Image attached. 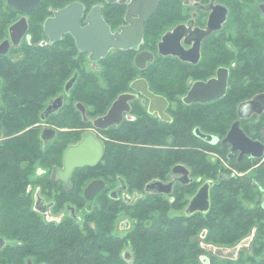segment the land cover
<instances>
[{"label":"trees","instance_id":"obj_1","mask_svg":"<svg viewBox=\"0 0 264 264\" xmlns=\"http://www.w3.org/2000/svg\"><path fill=\"white\" fill-rule=\"evenodd\" d=\"M232 27L241 58L230 76L229 91L219 101L209 105L183 103L181 99L189 88L192 69L181 67L171 58L152 67L154 86L168 98L178 100L181 113L167 122V136L152 126L142 130L125 127L121 131L124 136L108 148V162L116 165L117 172L123 173L131 184L167 173L177 161L189 165L196 174L205 171L207 175L218 176L225 170L222 164H215L207 157L210 144L194 130L198 125L203 131H212L211 123L225 128L233 119L239 101L264 90V87L257 90L264 86V54L259 40L264 33V20L260 18V9L256 6L246 11L240 9L233 16ZM38 50L29 52L16 63L8 59L2 72L1 101L14 106L6 120L8 133L34 122L46 99L57 90L50 85L63 83L72 74V58L62 54L63 51L48 46H40ZM216 53V56L224 55V49L218 45ZM103 62L107 67V90L99 86L93 73L81 71L76 81L81 95L103 99L121 85L131 71L126 56H109ZM160 67H164L161 73ZM130 78L124 82L127 84ZM2 103L0 108L4 109ZM259 118L264 125V111ZM145 136L151 138H142ZM72 139L57 138L43 146L37 134L23 131L18 137L0 142V220L7 222V229L14 232L10 233V238L24 241L16 249L21 254L18 258L30 255L37 264L42 261L47 264H264V258L257 260L254 255L248 261L241 256L220 258L217 255L203 261L201 255L206 249L196 239L206 230V242L232 246L255 225L252 244L264 239L261 238L264 203L260 201L264 192V159L251 176L218 178L211 187L210 208L206 212L196 211L190 215L184 211L170 212V209L186 206L194 185L177 187L174 198L159 195L137 198L124 206L127 211L133 209L135 220L126 234H119L113 227L119 211L124 208H119L113 198L94 202L91 209L84 210L81 222L68 214L61 222L49 223L35 215L27 198L20 197L31 169L28 165L60 162L64 147ZM139 141L154 145H130ZM188 190L190 193L186 196ZM66 202L77 209L82 206L78 198H56L57 205ZM125 247H129L130 258L124 253ZM10 256L11 252H7L0 264H8Z\"/></svg>","mask_w":264,"mask_h":264},{"label":"flooded vegetation","instance_id":"obj_2","mask_svg":"<svg viewBox=\"0 0 264 264\" xmlns=\"http://www.w3.org/2000/svg\"><path fill=\"white\" fill-rule=\"evenodd\" d=\"M241 1L244 4L247 3V0ZM153 2L154 0H0L1 90L4 86L2 72L5 70L7 60L9 59L11 62L16 63L21 59H25L29 52L39 51L40 46H48L63 51L61 53L72 58L71 63L76 65L72 69V74L65 82L50 85L51 88L57 89L56 92L46 99L45 105L38 111V118L27 126L21 127L22 129L19 131H13V133L6 131V120L11 112L14 111V106L11 107L6 101L4 103L1 101V107L4 109L0 108V113H2V120H0L2 123L0 127V132L2 133L0 142L6 141L11 137H18L23 131L37 134L43 146L57 138H73L64 147L60 162H36L28 165L31 169L27 173L25 190L22 191L20 197L27 198L35 215L43 218L45 222H61L68 214H71L78 222H81L84 218V210L91 209L93 203L97 200L99 202L101 198L115 199L118 207L132 204L137 198H150L151 195L174 198L177 187L194 185L199 188L207 180H212L214 185L218 181V178L226 177L231 179V177L243 176L248 174L249 170L254 171L260 160L264 159V155L257 156L252 152H242V149L234 148L233 141L225 143L222 140L230 131L233 122L239 120L240 127L252 140L264 143L262 122H260L259 118V115L264 110L260 113L254 111L248 116H240L238 111L239 104L243 100L250 99L259 93L257 92L253 96L247 97L237 103L236 109L234 108V114H232L233 119L230 120L225 128L211 123L212 131H203L198 125L194 130L199 137L210 144L206 152L211 155L207 157L213 163L224 166L225 170L219 172L218 176L207 175L205 171L202 174H196L186 163L189 168L187 175L183 171L174 172L173 167L175 164L184 163L177 161L170 166V170L167 173L150 176L137 183L134 181L131 184L123 173L117 172L118 167L116 165L108 162L106 152L112 144L119 142V137L124 136L121 131L125 127L131 130H142L152 126L156 130L161 129L163 134L167 136V122L172 121L174 116L181 113L179 101L168 98L158 87L154 86L152 82L154 75L152 67L164 62L165 58H171L172 60H176L181 67L191 68L192 76L188 79L189 88L196 81H207L210 78L218 77V70L226 68L228 71L226 95L230 89L229 79L233 68L241 58V51L232 35L234 9L230 5V0H156L153 8L150 10ZM72 5L74 12L77 13L78 8L82 12L78 19L80 31H84L85 28L92 24L90 18L94 17L97 12L99 18L108 27L109 33L115 40H122L126 28H130L134 39L140 36L139 45L129 48L112 46L106 55L93 60L91 58L93 52L79 47L78 38L71 30L61 31L58 35L54 30L50 32L46 29V22L49 18L56 17L57 11ZM262 5H264V1L261 0L256 4V7L260 9V16H264V7ZM71 17V15H68L58 24L61 26L72 24ZM162 41H177L188 55L195 53L194 50L190 49L199 42L198 59L193 61L191 59H184L180 55L173 53L164 54L160 51V42ZM218 45L224 49V55L216 56ZM143 50L152 52L153 59L147 60L144 66H140L136 62V56ZM261 53L264 54V52ZM109 56L128 57L131 71L127 78L132 74L134 76L129 79L127 84L125 83L127 80L125 77V82L123 81L112 92L105 94L103 99L91 98L88 94L81 95L77 90L79 84L76 82L80 72L85 70L88 72L100 70L102 68V60ZM163 68H158L160 73L164 71ZM104 71L105 68L103 67L101 71L102 75L105 74ZM75 72H77L75 81L69 89H66L67 80ZM100 76L98 75L97 77L99 78ZM138 78L146 79L151 91L166 97L167 104L163 109L161 101L153 102L155 103V107H151V97L132 85V82ZM98 84L106 90L109 85L107 81L101 82L100 80H98ZM125 92L134 94V97L127 101L129 109H123L120 122L108 126H105L103 123L101 126L96 125L94 119L107 114L117 97ZM61 94L63 96L58 108L46 117H42V112L50 104L51 100ZM77 95L84 99L78 98ZM225 95L207 102L193 101L191 103L185 102L182 96L181 101L186 104L209 105L219 101ZM20 104L17 103V105ZM92 112L96 114L93 115ZM89 131L94 132L96 137L101 139L105 144L104 154L96 164L76 167L71 174L70 186H68L59 174V170L64 168V151L69 144L77 143ZM201 133L213 135L214 138L208 140ZM42 136L51 138L44 142ZM142 138L147 139L151 137L145 136ZM130 145L150 146L154 144L139 141L130 142ZM155 145L159 147L164 146L161 144ZM247 164H250V166L246 167ZM37 169H42V171L37 174ZM93 180H101L103 185L92 194V197H88L86 188ZM153 182H156L155 187H148V184ZM192 195L188 196V198H191ZM56 198H78L82 206H80L79 210L77 206L66 202L64 209L57 210L60 205H57ZM88 198L93 199L89 200ZM261 198H264V192ZM69 205L74 207V213L71 207H68ZM6 223L3 219L2 221L0 220V237L3 239L0 245V259L5 258L7 252H11L8 264H37L30 255H25V258H18L21 254L16 249L24 241L18 238H10V233L13 234L14 232L7 229ZM131 224V220L127 217L120 220L119 227L129 229ZM256 229L257 226L255 225L251 232L244 236L240 242L251 240L250 245H252ZM203 231L205 235L200 238ZM205 236L206 230H202L196 237L206 249V252L201 255L203 261H207L214 254L208 249L213 244L209 246L205 241ZM223 252L234 255L236 248L230 247L223 250ZM239 253L240 251L238 255L236 253V257L239 256ZM125 254L128 258L131 257L128 252ZM40 264L47 263L42 261Z\"/></svg>","mask_w":264,"mask_h":264},{"label":"water","instance_id":"obj_3","mask_svg":"<svg viewBox=\"0 0 264 264\" xmlns=\"http://www.w3.org/2000/svg\"><path fill=\"white\" fill-rule=\"evenodd\" d=\"M150 6V10L153 8L154 3ZM264 7V5H262ZM81 10L78 8L77 13L74 12L73 5L63 8L60 11L56 12V17L49 18L46 22V29L50 32L54 30L56 34L59 35L61 31L71 30L78 38V45L83 50L92 51L93 54L91 58L94 60L99 59L102 55H106L108 50L112 46L116 47H137L139 45L140 36H137L136 39L133 38V32L130 31V28H126L124 32V37L122 40H115L113 36L109 33V29L99 18L98 13H95V16L91 17L90 20L92 24L84 29V31H80L78 25V19L81 16ZM68 15H71V23L65 24L64 26L59 25L58 23L65 19ZM177 30V29H176ZM49 32V33H50ZM176 33V32H175ZM51 34V33H50ZM177 34V33H176ZM55 37V36H54ZM53 39V38H52ZM200 45L197 42L190 50H194L195 53L188 55L181 48L179 43L162 41L160 42V51L164 54L173 53L180 55L184 59H191L196 61L198 59V46ZM195 48V49H193ZM153 59V53L147 50L140 51L136 56V62L140 66H144L147 60ZM77 76V72H75L66 83V89L72 85ZM227 78L228 71L226 68H220L218 70V77L210 78L207 81H196L193 85L188 89L185 95H183V100L187 103L201 101L207 102L213 99H217L225 95L227 89ZM132 85L137 89H141L144 93L152 99L151 107H155V103L153 102H162V109L167 104V99L165 96L158 95L151 91L148 87V83L144 78H138L132 82ZM62 94L57 98L51 100L50 104L44 109L41 116L46 117L58 108L61 103ZM134 97L132 93H122L117 99L113 102V105L110 107L109 112L102 117H98L94 119V123L98 126H101L102 123L105 126L112 125L114 123H119L122 117V111L124 108L129 109V103L127 102L130 98ZM57 102V103H56ZM161 110V108H160ZM264 110V91L257 93L250 99L243 100L239 106L238 111L240 116H248L252 114L254 111L262 112ZM206 139L211 140L214 138L213 135L201 133ZM43 141L46 142L51 137L42 136ZM223 142H231L234 143V148L242 149V152L253 153L257 156L264 155V143L261 141L252 140L240 127L239 120L233 122L232 127L228 134L222 139ZM105 150V144L103 141L96 137L94 132H86L82 139L77 143L69 144L63 155V163L64 168L59 170V174L61 178L65 181V183L70 186V177L73 170L82 165H93L96 164L103 156ZM173 171H183L185 175L188 174L189 168L185 163H177L173 167ZM155 183L148 184L149 186L155 187ZM103 182L101 180H93L90 182L86 188V193L88 197H92L97 190L101 188ZM171 185V184H170ZM170 185H168L170 187ZM213 185L212 180H207L203 183L198 190L191 196L187 205L184 208V212L187 215H190L196 211L206 212L210 208V188ZM92 200L93 198H88ZM68 207H71L70 205ZM72 212L74 213V207H71ZM3 242V239L0 237V245ZM214 247L215 252L222 253L225 256H229L231 258H235L232 254H226L223 252V249L230 248L228 246H217L212 245ZM236 252L239 247L236 245Z\"/></svg>","mask_w":264,"mask_h":264},{"label":"rangeland","instance_id":"obj_4","mask_svg":"<svg viewBox=\"0 0 264 264\" xmlns=\"http://www.w3.org/2000/svg\"><path fill=\"white\" fill-rule=\"evenodd\" d=\"M260 0H247V3L246 4H244L241 0H230V5H231V7L234 9V14H238V11L240 10V9H244V11H246V10H248L249 8H254L255 6H256V4L259 2ZM261 1H264V0H261ZM257 18H258V20H259V16L257 15ZM260 18L262 19V20H264V16L263 15H261L260 16ZM259 40H260V44H261V51H263L264 52V33H262L260 36H259ZM102 62H103V60H102ZM102 64V68L104 67L105 68V65H104V62L103 63H101ZM76 67V65H72V67H71V69L72 68H75ZM102 68L100 69V70H98V71H93V72H88V71H86L85 69V72H87V73H93V75H95L96 76V78H97V81L98 80H100L101 82H108V79H107V67L105 68V71H104V73L105 74H103L102 75V73H101V71H102ZM98 75H101L99 78L97 77ZM134 76V75H133ZM133 76H129V77H133ZM258 87V86H257ZM264 86L262 85V87L261 88H258L257 90H259V89H262ZM0 92H1V87H0ZM187 92V91H186ZM114 93H115V91H114ZM256 94V93H255ZM254 95V94H253ZM253 95H251V96H253ZM78 96V98H81V96H79V95H77ZM81 99H84V98H81ZM88 100H89V98H88ZM0 103H1V95H0ZM93 103V102H92ZM92 114L93 115H95L96 113H93L92 112ZM2 126V124H0V127ZM262 134L264 135V125H262ZM2 135V133L0 132V136ZM211 154H207V156H210ZM254 173H253V170H249L248 171V175H253ZM198 189V186H195L194 188H190V192H192L190 195H192V194H194L195 192H196V190ZM189 190H188V192H187V194H186V196H188L189 195ZM189 195V196H190ZM190 199V198H189ZM260 201H262L263 203H264V198H261L260 199ZM187 205V204H186ZM64 209L65 208V203H62V204H60V206H58V208H57V210H61V209ZM119 208H124V209H121L120 211H119V215H118V217H117V219H116V223H115V226L113 227V230L115 231V232H117V233H119V234H126L128 231H129V229H122V228H120L119 227V223H120V220L121 219H123V218H129L130 220H131V222H132V220L134 221L135 220V218H134V216H133V209H128V211L126 210V208L127 207H119ZM184 208H185V206L182 208V209H170V212L171 213H176V212H182V211H184ZM79 210H80V208H79ZM204 235H205V232L203 231L202 233H201V235H200V238H202V237H204ZM251 236H252V234H251ZM261 238H264V232L261 234ZM252 239V238H251ZM251 241V240H250ZM250 241H246V242H240V241H238L235 245H230V246H228V247H234V246H238L239 247V249H238V251H237V255H238V252L240 251V253H239V256H241V257H243L244 259H246L247 261L250 259V258H252L251 257V255H254L255 256V258L257 259V260H260V258H264V239H261V240H259V242L260 243H253L252 245H250ZM207 244H209V246H210V244H212V243H208L207 242ZM213 245H215V244H213ZM217 246H219V245H217ZM125 248H126V250H125ZM124 248V250H125V253L126 252H128L129 253V247H125ZM208 249H209V251H211L212 253H214L213 255L215 256V255H217L218 257H220V258H222V257H229V256H225V255H223L222 253H217V252H215V250H214V247L211 245L210 247H208ZM123 250V251H124ZM130 254V253H129ZM234 256L236 257V253L234 254ZM230 258V257H229ZM221 260V259H220Z\"/></svg>","mask_w":264,"mask_h":264},{"label":"clouds","instance_id":"obj_5","mask_svg":"<svg viewBox=\"0 0 264 264\" xmlns=\"http://www.w3.org/2000/svg\"><path fill=\"white\" fill-rule=\"evenodd\" d=\"M42 171V169H37V174H39Z\"/></svg>","mask_w":264,"mask_h":264},{"label":"bare ground","instance_id":"obj_6","mask_svg":"<svg viewBox=\"0 0 264 264\" xmlns=\"http://www.w3.org/2000/svg\"><path fill=\"white\" fill-rule=\"evenodd\" d=\"M223 250H225V249H223Z\"/></svg>","mask_w":264,"mask_h":264}]
</instances>
